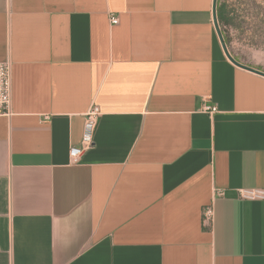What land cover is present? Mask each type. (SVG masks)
Here are the masks:
<instances>
[{"label": "crops", "instance_id": "obj_1", "mask_svg": "<svg viewBox=\"0 0 264 264\" xmlns=\"http://www.w3.org/2000/svg\"><path fill=\"white\" fill-rule=\"evenodd\" d=\"M211 4L0 0V264H264V200L238 193L264 190V76Z\"/></svg>", "mask_w": 264, "mask_h": 264}, {"label": "rangeland", "instance_id": "obj_2", "mask_svg": "<svg viewBox=\"0 0 264 264\" xmlns=\"http://www.w3.org/2000/svg\"><path fill=\"white\" fill-rule=\"evenodd\" d=\"M217 4H223L227 13L222 31L232 55L251 62L264 59V0H218Z\"/></svg>", "mask_w": 264, "mask_h": 264}, {"label": "built area", "instance_id": "obj_3", "mask_svg": "<svg viewBox=\"0 0 264 264\" xmlns=\"http://www.w3.org/2000/svg\"><path fill=\"white\" fill-rule=\"evenodd\" d=\"M117 17L110 16L111 25H116ZM12 71L9 61L0 62V118H10L12 116ZM201 111L205 114L212 115L217 112L214 105H204ZM101 112L98 107L91 106L83 114V127L80 141L77 145L71 146L69 149V158L71 163H77L80 156L90 150L94 144V132L97 120ZM239 197L242 199H261L264 200V190H240ZM217 195L221 196V193ZM214 219L213 204H209L202 208L203 224L211 225Z\"/></svg>", "mask_w": 264, "mask_h": 264}, {"label": "water", "instance_id": "obj_4", "mask_svg": "<svg viewBox=\"0 0 264 264\" xmlns=\"http://www.w3.org/2000/svg\"><path fill=\"white\" fill-rule=\"evenodd\" d=\"M217 1L218 0H212V4H211V16H212V24H213V27H214V30L216 32V35L218 37V40L220 42V45H221V48L226 56V58L232 63L234 64L235 66L239 67V68H242V69H245V70H249V71H252L254 73H257V74H260V75H263L264 76V72L262 71H259V70H256V69H253L251 67H248V66H245L243 64H240L239 62H237L228 52V49L226 47V44L224 42V38H223V35L221 33V30L219 28V24H218V20H217Z\"/></svg>", "mask_w": 264, "mask_h": 264}, {"label": "trees", "instance_id": "obj_5", "mask_svg": "<svg viewBox=\"0 0 264 264\" xmlns=\"http://www.w3.org/2000/svg\"><path fill=\"white\" fill-rule=\"evenodd\" d=\"M217 20H218L219 24H221L223 22V20H224V16H223V13H222V6L221 5L217 6Z\"/></svg>", "mask_w": 264, "mask_h": 264}, {"label": "flooded vegetation", "instance_id": "obj_6", "mask_svg": "<svg viewBox=\"0 0 264 264\" xmlns=\"http://www.w3.org/2000/svg\"><path fill=\"white\" fill-rule=\"evenodd\" d=\"M221 6H222V13H223V16H226V11H225V9H224V6H223V4H221Z\"/></svg>", "mask_w": 264, "mask_h": 264}]
</instances>
